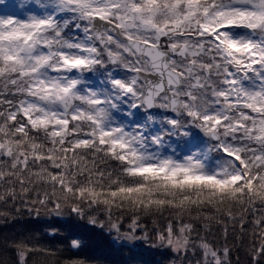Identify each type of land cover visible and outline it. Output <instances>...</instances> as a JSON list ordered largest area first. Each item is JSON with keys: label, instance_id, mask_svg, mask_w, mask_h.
<instances>
[{"label": "snow or ice", "instance_id": "snow-or-ice-1", "mask_svg": "<svg viewBox=\"0 0 264 264\" xmlns=\"http://www.w3.org/2000/svg\"><path fill=\"white\" fill-rule=\"evenodd\" d=\"M85 206L113 243L195 264H232L228 226L251 228L264 264V0H0V218ZM9 246L60 264L38 238Z\"/></svg>", "mask_w": 264, "mask_h": 264}, {"label": "trees", "instance_id": "trees-1", "mask_svg": "<svg viewBox=\"0 0 264 264\" xmlns=\"http://www.w3.org/2000/svg\"><path fill=\"white\" fill-rule=\"evenodd\" d=\"M0 207V211H2ZM83 217L76 213H71L65 209L59 217H47L41 213L39 219L35 218V213L29 215L27 211L9 215L6 219L0 218V264H14L15 254L10 248L12 240L22 241L27 237L38 238L43 245L59 249V253L54 259H58L60 264L67 258L79 257L87 259L91 264H195L197 257L189 253V258L183 255L176 256L170 251L149 247L148 244L141 243L136 248L129 250L122 247L118 242L113 243L115 234L108 235L109 223L108 215L103 206L99 208H84ZM167 216V214H165ZM95 217L98 221H103L105 227L100 228L99 223L92 225L90 220ZM112 222L122 225V231L127 230L130 223V214L121 215L118 210L113 209ZM166 220H157L158 226ZM141 223L147 228L148 234L154 239L152 228L154 219L151 217H141ZM229 244L232 248V264H250V246L252 244L251 228L243 235L241 240L239 225L237 231L232 233V226L229 225ZM55 233L52 235V233ZM203 235V233H201ZM72 239H79L81 248L70 250L68 245ZM207 239L217 246H223V233L216 231L208 235ZM29 264H44L42 257H32ZM51 264V262H49Z\"/></svg>", "mask_w": 264, "mask_h": 264}]
</instances>
